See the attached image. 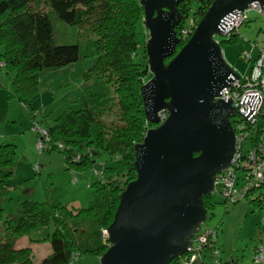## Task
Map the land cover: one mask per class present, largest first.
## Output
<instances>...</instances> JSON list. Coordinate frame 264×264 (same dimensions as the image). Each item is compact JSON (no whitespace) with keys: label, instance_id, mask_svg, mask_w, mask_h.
<instances>
[{"label":"trees","instance_id":"trees-1","mask_svg":"<svg viewBox=\"0 0 264 264\" xmlns=\"http://www.w3.org/2000/svg\"><path fill=\"white\" fill-rule=\"evenodd\" d=\"M211 2L187 0L178 6L182 22L174 29L179 39L177 52L192 35L190 28L194 30V17L201 18ZM1 15L7 17L0 24V47L3 48L0 70L11 81L9 97H35L43 71L62 69L79 61L76 45H55L50 21L54 16L66 26L78 27L95 36L97 72L112 88L114 103L106 113H92L86 107L79 111L68 110L59 115L52 126L43 123L44 126L39 127L46 133L45 137L34 130L37 140H47L41 152L60 153L66 170L93 172L96 182L91 187L92 199L75 216L59 206L35 201H19L15 219L5 215L0 208V264H74L84 254L101 257L109 245L102 232L113 220L119 195L135 179L133 149L153 127L146 120L140 96L141 86L151 78L145 42L138 38L143 33L137 31L143 26L142 8L138 0H1ZM188 17L191 18L186 25L184 20ZM236 36L237 33H232L224 37L220 47L232 44ZM11 74L14 75L12 79ZM33 121L36 122L34 117ZM247 130L251 131L245 144L252 147L264 137V116L260 115L254 126ZM6 142L0 143V201L10 189L7 181L15 166L16 146ZM103 158H106L104 162L101 161ZM114 163L122 165V175H118ZM34 170L38 172L39 166L35 165ZM236 176V182L244 180L243 172ZM240 185L242 188L243 183ZM217 190L222 197L219 188ZM253 193L249 192L243 200ZM259 196L262 198L263 195ZM254 201H251L252 206L261 203ZM224 203L227 204L225 200ZM203 204L207 212L213 209L212 194L203 197ZM71 223L73 230L67 228ZM49 227L53 233L45 242L50 254L40 261L33 260L30 249L15 247L19 239ZM30 242L44 241L30 239ZM260 247H254V256L262 249ZM219 255L217 261L222 264ZM263 260L264 254L261 262L256 263L253 259V263L262 264ZM171 264H179V260Z\"/></svg>","mask_w":264,"mask_h":264},{"label":"water","instance_id":"water-1","mask_svg":"<svg viewBox=\"0 0 264 264\" xmlns=\"http://www.w3.org/2000/svg\"><path fill=\"white\" fill-rule=\"evenodd\" d=\"M187 0H138L143 12L147 69L140 88L149 129L134 149L135 179L119 195L98 264H171L191 248L207 221L203 197L215 192L236 151V105L218 100L239 76L216 36L225 19L264 0H212L177 52L178 6ZM169 59V60H168ZM168 60L167 63L165 61ZM166 119L159 124L158 114Z\"/></svg>","mask_w":264,"mask_h":264},{"label":"rangeland","instance_id":"rangeland-1","mask_svg":"<svg viewBox=\"0 0 264 264\" xmlns=\"http://www.w3.org/2000/svg\"><path fill=\"white\" fill-rule=\"evenodd\" d=\"M247 16L249 21L237 30L235 41L230 45L221 46L225 63L242 80L250 76L251 62H248L241 54L248 53L250 61H253L258 55L259 48L264 44L263 17L252 12H249ZM6 17V15L0 16V24ZM190 18L184 20L186 25ZM200 19L198 16L194 17L193 27ZM50 21L53 26L55 45L78 47L80 59L77 63L62 69L43 71L39 76L36 96L32 98L18 95L9 97L8 94L12 92L11 81L7 79L6 73L0 70V138L4 137V142L7 141L6 143L16 146L13 174L7 181L10 189L0 201V208L5 215L13 219L19 213V201L44 202L50 206H59L72 216L88 206L92 199L91 187L96 182L93 172L75 171L73 173L74 170H66L60 153L38 152L34 126L37 124L36 126L42 128L45 123L50 127L62 113L68 110L79 111L84 107L92 113H106L114 103L112 88L97 72L95 36L78 27L66 26L54 16L50 17ZM190 30L193 32V28ZM137 31L143 33L138 38L146 42L148 34L143 26ZM215 40L221 43L224 37L216 36ZM2 52L3 48L0 47V54ZM9 76L11 79L14 77L13 74ZM33 117L36 122L33 121ZM102 117V121H105ZM236 119L235 117L233 120ZM91 134L94 135L93 130ZM1 142L3 141L0 140ZM105 160L106 158H103L101 161ZM35 165L39 166L38 172L34 170ZM113 165L118 175H122L124 172L122 165L119 163ZM240 183L238 181L236 185ZM260 189L251 190L254 193L248 199L243 200V198L235 204L224 203L218 190L212 193L215 205L210 212H207V221L201 228L215 232L217 252L220 254L222 264H254V247L261 246L264 249L262 226L264 224V188L258 191ZM259 194L263 195L262 201V198L258 197ZM258 200L261 201L259 205H251V201L256 204ZM67 228L73 230L74 226L71 223ZM50 233H53L52 227L33 231L28 238L44 242H28L30 246L18 249H30L33 260L38 262L50 254L49 245L45 242ZM19 241L21 239L15 243V247ZM99 258L100 256L84 254L79 256L74 264H98ZM210 263L211 261L205 264Z\"/></svg>","mask_w":264,"mask_h":264},{"label":"built area","instance_id":"built-area-1","mask_svg":"<svg viewBox=\"0 0 264 264\" xmlns=\"http://www.w3.org/2000/svg\"><path fill=\"white\" fill-rule=\"evenodd\" d=\"M249 12L257 13L264 19V7L251 5L244 12H236L229 15L222 26V37H229L248 21ZM186 31L182 34L186 35ZM241 56L250 61L248 53H242ZM251 62L250 76L246 80L239 78L233 80L227 88L220 92L218 100L225 102L231 101L237 107L236 120L233 122L235 133L236 151L230 168L216 176L215 191L217 188L221 191L223 199L227 203L235 204L242 200L251 190L264 187V137L252 147L246 149L245 142L250 136L249 126H254L260 115L264 116V46L259 48L258 55ZM263 95V96H262ZM262 108V109H261ZM248 115L250 117L248 118ZM166 114H158L159 124L166 119ZM40 136L45 137L46 133L38 126H34ZM47 141L45 138L38 139L36 148L41 152ZM60 147V145H58ZM244 153V154H243ZM240 155H242L240 157ZM37 169V167H35ZM243 172L244 180H241L243 187L236 185L238 180L236 174ZM264 228V224H262ZM104 231V230H103ZM103 238L107 239V232H102ZM216 246V234L209 229H200L199 232L191 239V248L189 252L179 258V264H221L217 261L218 252ZM259 251V252H258ZM254 257L256 263L262 260V249H258ZM207 256V259H206Z\"/></svg>","mask_w":264,"mask_h":264},{"label":"crops","instance_id":"crops-1","mask_svg":"<svg viewBox=\"0 0 264 264\" xmlns=\"http://www.w3.org/2000/svg\"><path fill=\"white\" fill-rule=\"evenodd\" d=\"M3 138H0V140H2L4 142ZM28 242H30V239H28V238L21 239V241L18 242L19 244L17 243V248L25 247L27 245L30 246ZM262 264H264V260H263Z\"/></svg>","mask_w":264,"mask_h":264},{"label":"clouds","instance_id":"clouds-1","mask_svg":"<svg viewBox=\"0 0 264 264\" xmlns=\"http://www.w3.org/2000/svg\"><path fill=\"white\" fill-rule=\"evenodd\" d=\"M239 78H240V77H239ZM232 121L234 122V120H232ZM232 121H231V122H232ZM232 126H233V123H232Z\"/></svg>","mask_w":264,"mask_h":264}]
</instances>
